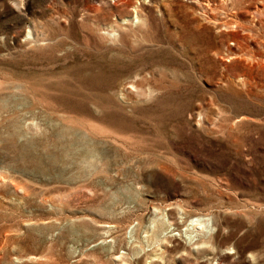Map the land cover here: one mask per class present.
I'll return each instance as SVG.
<instances>
[{
    "label": "rangeland",
    "instance_id": "1",
    "mask_svg": "<svg viewBox=\"0 0 264 264\" xmlns=\"http://www.w3.org/2000/svg\"><path fill=\"white\" fill-rule=\"evenodd\" d=\"M0 264H264V0H0Z\"/></svg>",
    "mask_w": 264,
    "mask_h": 264
},
{
    "label": "bare ground",
    "instance_id": "2",
    "mask_svg": "<svg viewBox=\"0 0 264 264\" xmlns=\"http://www.w3.org/2000/svg\"><path fill=\"white\" fill-rule=\"evenodd\" d=\"M193 217V216H192ZM206 222H207V218H199V217H193V218H190L189 219V221H188V223H187V225H186V228H185V230H184V233L187 235V237L189 238V239H191L192 238V236H191V233L189 234V233H187L186 232V229L187 228H189V226L191 227V225L193 226H197V228H200V229H202V228H205V226H206ZM209 224H210V222H209ZM208 226V225H207ZM211 226V225H210ZM213 229V228H212ZM212 231V230H211ZM210 231V232H211Z\"/></svg>",
    "mask_w": 264,
    "mask_h": 264
}]
</instances>
